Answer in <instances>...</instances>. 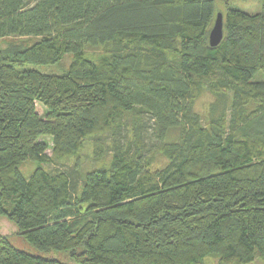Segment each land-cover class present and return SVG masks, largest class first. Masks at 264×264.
Returning a JSON list of instances; mask_svg holds the SVG:
<instances>
[{
	"label": "trees",
	"instance_id": "trees-1",
	"mask_svg": "<svg viewBox=\"0 0 264 264\" xmlns=\"http://www.w3.org/2000/svg\"><path fill=\"white\" fill-rule=\"evenodd\" d=\"M214 19L215 0H0V39L36 38L0 46V216L27 244L75 264H264V0L227 6L210 46ZM65 55L61 74L26 67ZM103 134L107 167H42L89 137L97 159ZM0 264L68 263L0 234Z\"/></svg>",
	"mask_w": 264,
	"mask_h": 264
},
{
	"label": "rangeland",
	"instance_id": "rangeland-1",
	"mask_svg": "<svg viewBox=\"0 0 264 264\" xmlns=\"http://www.w3.org/2000/svg\"><path fill=\"white\" fill-rule=\"evenodd\" d=\"M227 6L240 9L246 13L254 14L261 10V0H215V15L217 13H221L223 15ZM35 40V37L8 36L0 39V46L1 48L5 49L10 42H14V44L21 43L24 45ZM102 51L103 49L101 46L86 47L85 50L86 54L91 58L102 53ZM69 61L70 55H65L57 64L43 66L29 65L26 67L36 69L43 74H61L66 70ZM211 101H213L212 95L208 91H204L194 100L193 108L198 114L201 115V117L204 118ZM45 140L48 142V144H51L50 137H46ZM98 140H100L103 144L104 151L97 159H93L95 137H89L88 139H84L77 154H74L70 157H64L60 160H54L52 157H50L47 163L42 164V167L50 171L56 169L70 170L73 167L74 161L77 164L79 162L81 169L84 168V170L98 167H107L111 158L108 152V141H110V136L109 134H103L98 137ZM47 154L51 156V149H48ZM165 163L166 159L161 155H157L155 161L149 167L150 172H154L155 170L161 168L165 165ZM36 166L37 163L35 161L28 159L22 162L18 166V169L21 174L27 178ZM0 234L17 249L30 254H39L45 257L55 258L68 264H75V261L69 257L66 252H38L22 239L16 226L4 216H0ZM203 262V264H216L217 258L209 255L203 258ZM247 264H261V261L258 257H255Z\"/></svg>",
	"mask_w": 264,
	"mask_h": 264
},
{
	"label": "water",
	"instance_id": "water-1",
	"mask_svg": "<svg viewBox=\"0 0 264 264\" xmlns=\"http://www.w3.org/2000/svg\"><path fill=\"white\" fill-rule=\"evenodd\" d=\"M222 38V14L217 13L208 35L210 46H216Z\"/></svg>",
	"mask_w": 264,
	"mask_h": 264
}]
</instances>
